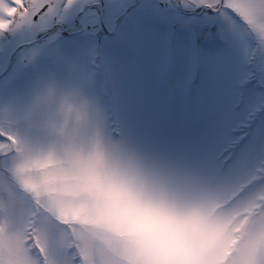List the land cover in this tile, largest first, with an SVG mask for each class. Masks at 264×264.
<instances>
[{
	"label": "rangeland",
	"instance_id": "1",
	"mask_svg": "<svg viewBox=\"0 0 264 264\" xmlns=\"http://www.w3.org/2000/svg\"><path fill=\"white\" fill-rule=\"evenodd\" d=\"M164 11L168 20L157 24L155 31L130 37L118 55L134 137L113 134L103 104L85 85L60 82L53 76L37 78L15 107L0 105V136L7 135L11 141L0 143V264H65L69 254L78 257L80 264H93L95 256L79 245L68 227L88 222L83 211L72 207L57 213L45 196L49 185L40 176L50 167L63 165L65 149L48 134L45 98L33 91L43 82L88 93L97 103L96 123L108 143L136 149L177 184L226 191L228 206L248 209L244 219L253 209L261 208L258 201L264 200V166L258 161L264 159V153L256 151L228 169L195 158L194 153L226 129L241 137L250 134L248 122L253 117L257 124L264 121V88L252 85L242 100H236L230 85L211 74L197 77L169 71L170 55L177 44L189 40L203 43L201 29L215 35L219 28L205 24L207 13L203 11ZM258 14L264 17V11L255 16ZM188 24L194 26L192 31L187 30ZM227 47L228 43L217 37L214 50ZM21 154L31 160L32 174L25 178L14 167Z\"/></svg>",
	"mask_w": 264,
	"mask_h": 264
},
{
	"label": "clouds",
	"instance_id": "2",
	"mask_svg": "<svg viewBox=\"0 0 264 264\" xmlns=\"http://www.w3.org/2000/svg\"><path fill=\"white\" fill-rule=\"evenodd\" d=\"M264 27L256 15L251 25ZM45 98L47 130L65 149L59 169L40 179L57 213L76 207L86 224L68 225L79 245L94 252L93 264H250L264 259V200L247 208L226 204L227 192L183 186L136 149L110 145L96 123V101L59 83L33 89ZM31 160L21 154V178ZM264 166V159L258 161Z\"/></svg>",
	"mask_w": 264,
	"mask_h": 264
},
{
	"label": "snow or ice",
	"instance_id": "3",
	"mask_svg": "<svg viewBox=\"0 0 264 264\" xmlns=\"http://www.w3.org/2000/svg\"><path fill=\"white\" fill-rule=\"evenodd\" d=\"M164 9L203 11L205 24L219 28L215 35L201 29L203 43L177 44L169 71L211 74L230 85L236 100L252 85L264 88V27L250 26L255 13L264 11V0H0V105L15 107L37 78L53 76L85 85L103 104L113 134L134 137L118 55L130 37L168 20ZM217 37L228 43L226 49L214 50ZM248 128L243 137L226 129L194 157L228 169L256 151L264 153V121L257 124L253 117ZM10 142L0 136V143ZM65 264L80 259L69 254Z\"/></svg>",
	"mask_w": 264,
	"mask_h": 264
}]
</instances>
